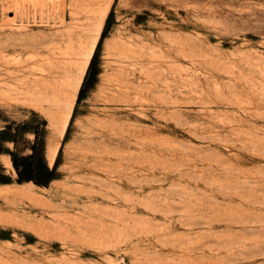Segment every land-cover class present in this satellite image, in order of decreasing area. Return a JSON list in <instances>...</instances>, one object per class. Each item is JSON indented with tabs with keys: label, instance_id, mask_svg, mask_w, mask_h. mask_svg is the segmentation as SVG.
I'll list each match as a JSON object with an SVG mask.
<instances>
[{
	"label": "rangeland",
	"instance_id": "obj_1",
	"mask_svg": "<svg viewBox=\"0 0 264 264\" xmlns=\"http://www.w3.org/2000/svg\"><path fill=\"white\" fill-rule=\"evenodd\" d=\"M0 264H264V0H0Z\"/></svg>",
	"mask_w": 264,
	"mask_h": 264
},
{
	"label": "trees",
	"instance_id": "obj_2",
	"mask_svg": "<svg viewBox=\"0 0 264 264\" xmlns=\"http://www.w3.org/2000/svg\"><path fill=\"white\" fill-rule=\"evenodd\" d=\"M100 43L97 45L95 53L93 54L87 73L94 77L95 60L99 50ZM90 83V82H89ZM83 90L79 92V99L81 98ZM31 154L23 159L21 165H18L13 157L12 164L16 170L17 181L32 182L35 185H45L55 178V166L49 168L41 157L42 145L38 142L37 137L35 143L30 148Z\"/></svg>",
	"mask_w": 264,
	"mask_h": 264
}]
</instances>
